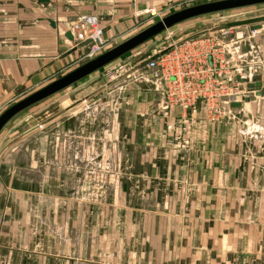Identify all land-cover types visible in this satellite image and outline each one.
<instances>
[{
  "label": "crops",
  "instance_id": "obj_1",
  "mask_svg": "<svg viewBox=\"0 0 264 264\" xmlns=\"http://www.w3.org/2000/svg\"><path fill=\"white\" fill-rule=\"evenodd\" d=\"M199 2L0 0V114L78 67L88 47L67 37L78 17L95 18L116 46L144 28L148 11ZM257 32L248 53L247 41L230 49V79L245 74L264 92V28ZM143 46L116 83L102 77L73 91L90 101L44 113L34 110L40 103L1 133L0 264H264V97L218 123L206 122L199 104L167 107L144 65L156 54ZM84 147L108 163L92 177H105L101 212L98 199L86 208L67 196L82 180ZM8 237L26 248L4 246Z\"/></svg>",
  "mask_w": 264,
  "mask_h": 264
},
{
  "label": "built area",
  "instance_id": "obj_2",
  "mask_svg": "<svg viewBox=\"0 0 264 264\" xmlns=\"http://www.w3.org/2000/svg\"><path fill=\"white\" fill-rule=\"evenodd\" d=\"M232 29H222L216 35L203 34L186 38L180 45L171 47L169 52L156 55V59H147L146 68L164 86V102L167 107L187 110L199 104L205 121L209 123H218L232 117L231 105L241 102L247 91L230 79V73L233 71L234 74L236 70L228 66L227 59L233 46L248 41L257 33L254 31L250 38L228 42L226 40L231 36ZM69 31L75 47L88 43L85 56L89 60L104 53L109 45L104 41L103 33L93 17H78L70 24ZM239 76L249 80L245 74Z\"/></svg>",
  "mask_w": 264,
  "mask_h": 264
},
{
  "label": "rangeland",
  "instance_id": "obj_3",
  "mask_svg": "<svg viewBox=\"0 0 264 264\" xmlns=\"http://www.w3.org/2000/svg\"><path fill=\"white\" fill-rule=\"evenodd\" d=\"M207 2L208 1L199 2V3L192 4V5H187V6L181 5V6H177L176 8H173V9L164 10V11H161L158 13L155 12L153 14H150L149 13L150 11H148V14H147L148 19H147V22L145 23L144 28L152 25L153 23L157 22L161 18H163V17H165V16H167V15H169L175 11L181 10L183 8H186V7L194 6L197 4L207 3ZM258 17H264V6L252 7V8L227 12V13H223V14H216V15H212V16L198 18V19L191 20L189 22L183 23L181 25H178V26L172 28L171 30L165 32L164 34H161L157 38H154L153 40H151V42L146 44L147 46L145 45L141 49H144V51H146V53H148V51H149L150 54H147L148 56L153 55V54L160 55V53L164 52L165 50H168V51H166V53L169 52L171 50L170 48L173 47L174 45H177V43L183 42L186 38L193 37L194 35H196L198 33L205 32L206 35H208V34L216 35V33L219 32L220 30H222V27L225 26L226 24L237 22V21L249 20V19L258 18ZM244 28L250 29V26H247V27L244 26ZM244 28L237 27V30H233V29H236V28H233L231 31L233 33H239V31H242V29H244ZM262 28H264V24H262ZM233 33L229 38H227L226 41H228V42L232 41V37L234 39ZM112 47H114V45H108L105 48V51L111 49ZM231 50H232V48H231ZM137 52H134V54ZM85 54L81 57V59L78 63L79 64L78 67L81 66L82 64L86 63L87 61H89V59L86 58ZM128 57L129 56H125L120 61H117V62L107 66L106 68L102 69L99 72V74H97V75L93 74L92 77H88L86 80H83L79 84H76L73 87L69 88V90H65V92H62L61 94L55 95L52 98L46 100V102L45 101L42 102V104L37 106L39 108H35L34 110L41 109L40 110L41 112H43L44 110L48 112L49 110L53 109V107H55V106L61 108L60 104H62V102H64V100L70 101V102H75L76 99L79 98L80 99L79 102L90 101V99H89L90 97H87L88 92L87 93L82 92L83 94L80 95L81 92L79 93V92H73V91L75 89H79L80 87H83V86H84V88H90L92 84L96 85V82L100 81V79H102V77H104V82L109 81V79L112 78L113 79L112 81H115V82H112V84L116 83L120 79V77H121L120 75L124 74L125 71L130 68ZM227 62H228V66L232 67V62L229 61V59H227ZM260 64H264V63L259 62V64H258L259 66L264 68V66H262ZM100 83H101L100 85L104 84L101 81H100ZM84 95H87V96H84ZM34 110H32V111H34ZM28 113L29 112H24V114H22V116H20V117H22L23 119H26V116ZM86 113L89 114V108H88V111H86ZM86 116H89V115H86ZM43 117L44 118L48 117V115L43 116ZM83 117H84V114H83ZM26 128H27L26 126L22 127L20 130L19 129L17 130V128H15L14 130L11 131V133H16V132L20 133V132H22L23 129H26ZM10 142H8L4 146L3 149H5L9 145H11ZM88 150L89 149L87 147H84V151H83L84 154H82V158L81 159L77 158V166H81V169L83 171V174H81L82 180L79 183L78 189L74 190V187H73V189H71L72 190L71 195L68 194L67 196L77 198L79 201H82L83 205H85L86 208H89L90 207L89 205L94 204V201L96 199H98L99 205L97 207H99L98 208L99 212H101L103 207H104V205H102V203L104 202V198L107 195L106 194L107 190L105 188V177H102L103 173L99 174L98 181L92 180V177L97 176V172H95L96 169L98 171H100V170L106 171L108 168V163H103L101 161L103 159L97 158L94 155L91 156L90 153H88ZM67 161H68L69 166L74 167L75 163H74L73 158H70V159L68 158ZM40 207H41V205H40ZM25 212L27 214H29L30 207L26 206ZM30 219L28 218L26 221H24V223H25L24 226H27L28 222H31ZM21 229H24L22 227V224H21ZM20 238L19 237L14 238V241L11 242V239L8 237L6 239L7 243H5L3 245L8 246L10 248H14V247H16V244H18L21 248H26V247H22V246H24V244L22 242H20ZM25 240H26V245H29V243L32 241V239L30 237H27ZM12 244H14V245H12ZM16 248H19V247H16Z\"/></svg>",
  "mask_w": 264,
  "mask_h": 264
},
{
  "label": "water",
  "instance_id": "obj_4",
  "mask_svg": "<svg viewBox=\"0 0 264 264\" xmlns=\"http://www.w3.org/2000/svg\"><path fill=\"white\" fill-rule=\"evenodd\" d=\"M258 6H264V0H217L175 11L5 109L0 114V135L16 117L30 108L82 82L172 28L198 18ZM262 24H264V17H258L229 23L223 26L222 29L250 26V32H254L260 31L262 29ZM203 34L206 33L201 32L187 39ZM67 37L70 39L72 38L71 34H68ZM252 41L253 39L250 38L245 42L244 47L247 49L242 51L243 54L248 53L249 44L252 43ZM181 43L182 42L177 43V45H180ZM87 44L88 43L84 45ZM166 51L168 50L160 53V55L165 54ZM158 56L153 57L152 59H156ZM146 64L147 62L144 63V65ZM236 82L246 89L247 95L241 100V102L231 105L232 108L240 109L242 104H248L254 102L257 98L264 97V92L261 91L262 83L260 81L251 82L247 78L237 75Z\"/></svg>",
  "mask_w": 264,
  "mask_h": 264
}]
</instances>
